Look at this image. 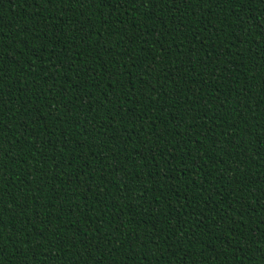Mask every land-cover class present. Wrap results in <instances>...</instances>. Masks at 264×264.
Here are the masks:
<instances>
[{"label":"trees","instance_id":"1","mask_svg":"<svg viewBox=\"0 0 264 264\" xmlns=\"http://www.w3.org/2000/svg\"><path fill=\"white\" fill-rule=\"evenodd\" d=\"M264 0H0V264H264Z\"/></svg>","mask_w":264,"mask_h":264},{"label":"snow or ice","instance_id":"2","mask_svg":"<svg viewBox=\"0 0 264 264\" xmlns=\"http://www.w3.org/2000/svg\"><path fill=\"white\" fill-rule=\"evenodd\" d=\"M262 223H264V221H262Z\"/></svg>","mask_w":264,"mask_h":264}]
</instances>
